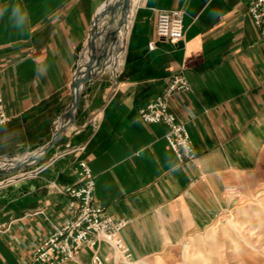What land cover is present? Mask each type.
Segmentation results:
<instances>
[{
    "label": "crops",
    "instance_id": "crops-1",
    "mask_svg": "<svg viewBox=\"0 0 264 264\" xmlns=\"http://www.w3.org/2000/svg\"><path fill=\"white\" fill-rule=\"evenodd\" d=\"M108 1L0 0L7 9L0 89L11 117L0 126V167L40 159L0 182V225L8 226L0 233V264H44L33 254L70 218L57 189L79 185V156L71 152L79 146L96 178V202L115 220L130 221L122 237L136 262L169 260L234 211L231 184L247 196L264 190V45L250 15L256 0H140L118 71L85 83L78 108L67 114L83 50ZM16 5L28 13L20 27L10 19ZM169 11L184 13L185 36L174 44L156 35L158 15ZM180 72L192 91L173 97L170 108L197 153L185 164L168 147V127L139 116ZM98 251L112 256L105 244ZM94 252L85 248L66 264H92Z\"/></svg>",
    "mask_w": 264,
    "mask_h": 264
},
{
    "label": "built area",
    "instance_id": "built-area-1",
    "mask_svg": "<svg viewBox=\"0 0 264 264\" xmlns=\"http://www.w3.org/2000/svg\"><path fill=\"white\" fill-rule=\"evenodd\" d=\"M250 15L260 31L264 45V0L255 1L250 9ZM156 35L159 39L173 44L183 40L184 13L161 12L157 18ZM155 48L156 43L151 42L149 49ZM191 91L192 86L187 76L182 72L175 73L170 77L164 91L139 111L142 122L163 123L168 127L165 135L168 147L176 154L181 164L194 161L197 153L186 125L178 121L171 111L170 103L173 97ZM10 122L11 117L6 112L4 96L0 89V126ZM84 151L85 146H79L71 151L79 156L73 168L79 178V185L57 189L61 195L67 197L70 218L63 224L54 226L52 233L35 250L33 260L44 264H66L77 261L83 249L91 248L95 250L92 264H142L143 261H134L132 251L122 237L130 221L115 220L96 202V178L87 160L81 157ZM7 228V225H0V233L6 232ZM101 244L110 247L111 257L100 255L98 249Z\"/></svg>",
    "mask_w": 264,
    "mask_h": 264
},
{
    "label": "rangeland",
    "instance_id": "rangeland-1",
    "mask_svg": "<svg viewBox=\"0 0 264 264\" xmlns=\"http://www.w3.org/2000/svg\"><path fill=\"white\" fill-rule=\"evenodd\" d=\"M126 1L120 0L117 8L108 13L107 21L99 26L97 47L88 59L86 50L90 33L77 70V74L84 70L79 89L84 87L88 81L85 79L91 75L92 78L96 75L103 78L115 74L114 67L122 61L128 31L140 0L128 5ZM6 179L8 177L0 179V182ZM229 193L235 199L234 211L178 248L169 260L146 259L142 264H264V190L247 196L241 185L234 183L229 186Z\"/></svg>",
    "mask_w": 264,
    "mask_h": 264
},
{
    "label": "bare ground",
    "instance_id": "bare-ground-1",
    "mask_svg": "<svg viewBox=\"0 0 264 264\" xmlns=\"http://www.w3.org/2000/svg\"><path fill=\"white\" fill-rule=\"evenodd\" d=\"M120 0H109L106 4H105V7L102 9V10H100L99 12H98V14H97V16H96V20L94 21V24H93V27H92V32H91V39H90V41H89V45H88V47H87V50H86V54H87V56H88V59H89V55H91V53L95 50V48L97 47L96 45H97V41H98V38H99V32L97 31V30H99L98 28H99V26L101 25V24H103L104 22H106L107 21V15H108V13H110L111 11H113V10H115L116 8H117V4H118V2H119ZM137 1H139V0H134V1H132V0H128V2L126 1L125 3L128 5V3L129 2H131V3H136ZM129 7V6H128ZM127 7V8H128ZM129 26H127V28H128ZM126 28V29H127ZM105 29V28H104ZM85 53V52H84ZM86 62V61H85ZM120 62H121V60L119 61V63L117 64V66H115L114 67V69H113V72H117L118 71V69H119V67H120ZM85 65V64H84ZM80 67V66H79ZM83 71L84 70H80L79 72H78V74H77V77H76V83H75V86H74V88H73V101H74V103H73V107H72V109H70L69 110V112L67 113V114H72V113H74V109H75V107H76V105H77V102H78V98H79V96H80V89H79V81H80V78L81 77H83L84 78V74H83ZM90 78H92V75H91V77ZM84 81V80H83ZM87 83V82H86ZM76 87H78V89H79V93H78V96L75 98L74 97V91H75V88ZM67 114L65 115V116H67ZM61 127V125H59V127L58 128H60ZM62 128L64 129L65 128V123H63L62 124ZM63 131V130H62ZM45 152V151H44ZM28 158H31L32 159V161L34 160V157H26L25 159H21V160H19L18 162H16V163H14L13 165H4V166H1L0 167V170H3L4 172H7V171H9L10 169H12V168H14V167H20V166H22V164L23 163H25L26 161H28L27 159Z\"/></svg>",
    "mask_w": 264,
    "mask_h": 264
},
{
    "label": "water",
    "instance_id": "water-1",
    "mask_svg": "<svg viewBox=\"0 0 264 264\" xmlns=\"http://www.w3.org/2000/svg\"><path fill=\"white\" fill-rule=\"evenodd\" d=\"M98 75H96L95 77L93 78H89V79H85V80H88L86 82H90L92 80H95L97 79ZM75 83H76V79L74 80V83L72 85V93H73V88L75 86ZM82 95V93H81ZM81 95L79 96L78 98V102H77V108H78V105H79V101H80V98H81ZM72 101H73V94H72ZM75 124V117L73 119V125ZM68 131V130H67ZM67 131H64V132H59L58 134H55L54 135V138L52 140V142L47 146L45 147V153H47L51 148H53L55 146V144L64 136V134H66ZM28 161H26L25 163L22 164V166H20V168L16 171H11V172H4L3 170H0V179L2 178H5V177H10V176H14L16 175L17 173H19L21 170L23 169H27V168H30L32 164H35L37 162L40 161V159H38L35 163H32V159L31 158H28L27 159ZM32 163V164H31ZM6 181V180H5ZM4 182V181H2Z\"/></svg>",
    "mask_w": 264,
    "mask_h": 264
},
{
    "label": "clouds",
    "instance_id": "clouds-1",
    "mask_svg": "<svg viewBox=\"0 0 264 264\" xmlns=\"http://www.w3.org/2000/svg\"><path fill=\"white\" fill-rule=\"evenodd\" d=\"M5 11H7L6 8H0V17L4 15ZM27 18H28V13L26 10L22 9L19 5L12 7L10 19L12 20L15 26L17 27L22 26Z\"/></svg>",
    "mask_w": 264,
    "mask_h": 264
}]
</instances>
